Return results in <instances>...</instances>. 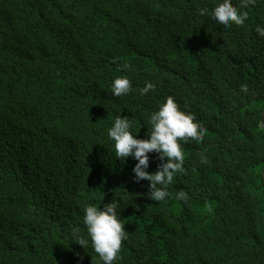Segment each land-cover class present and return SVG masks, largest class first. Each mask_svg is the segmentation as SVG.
<instances>
[{
  "label": "trees",
  "instance_id": "1",
  "mask_svg": "<svg viewBox=\"0 0 264 264\" xmlns=\"http://www.w3.org/2000/svg\"><path fill=\"white\" fill-rule=\"evenodd\" d=\"M216 2L0 0V264H102L83 208L110 200L128 235L114 264H264V0L227 28L198 12ZM125 75L134 91L113 96ZM167 96L204 132L156 202L107 129L127 116L147 138Z\"/></svg>",
  "mask_w": 264,
  "mask_h": 264
},
{
  "label": "clouds",
  "instance_id": "2",
  "mask_svg": "<svg viewBox=\"0 0 264 264\" xmlns=\"http://www.w3.org/2000/svg\"><path fill=\"white\" fill-rule=\"evenodd\" d=\"M253 3L255 0H240L238 9L232 4V0H217L210 11L208 8H200L198 12L202 16L210 15L218 25L227 28L231 24L243 25L248 17V12L244 9ZM255 30L260 36H264V27L257 25ZM128 67L127 63L123 65L125 69ZM241 87L247 90L246 86ZM154 88L153 82H146L139 89V93L144 95ZM111 90L112 95L117 97L134 91L126 75L114 78L111 82ZM146 125L151 127L147 138H137L131 131L132 121L127 116L118 115L107 129V136L114 141L116 158L125 161L131 156L136 160L132 168L133 179L147 180L150 189L147 195L159 202L169 195L168 186L173 182L174 175L183 171L184 153L180 142L190 139L199 143L204 130L194 122V117L190 113L179 108L172 96H167L158 109L148 116ZM153 151L159 154L161 163L155 171L150 172L146 171L149 166L148 154ZM177 199L186 201L187 197L181 192L177 193ZM118 209L117 203L111 200L102 207L88 204L83 208V225L91 246L102 264H114L119 259L122 240L128 238L124 224L119 219ZM71 236V241L79 242L85 247L86 241L78 229L74 228Z\"/></svg>",
  "mask_w": 264,
  "mask_h": 264
}]
</instances>
